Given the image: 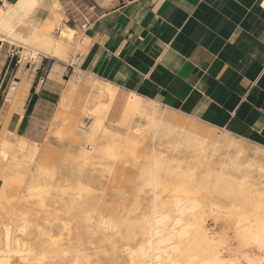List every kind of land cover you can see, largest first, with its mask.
I'll return each instance as SVG.
<instances>
[{"label": "rangeland", "instance_id": "1", "mask_svg": "<svg viewBox=\"0 0 264 264\" xmlns=\"http://www.w3.org/2000/svg\"><path fill=\"white\" fill-rule=\"evenodd\" d=\"M63 19L67 24L69 23L64 16ZM40 25L39 34L46 35L47 33L52 39L57 38L60 27L63 26L62 22L55 19L48 21L45 25ZM54 28H57L56 31ZM80 39V35L75 37V43H73L72 49H69L67 64L46 59L42 56H39L37 60H32L29 51L16 46L12 49L3 47L0 50V243L3 241V227L7 224L12 228V244L14 243L11 244L13 248L7 249L3 241L0 244V256H19L20 254L16 253L19 246L22 251L30 250L32 252L30 253L31 256H81L83 253L88 256H107V254L109 256H127L126 248L130 246L137 248L139 239H141L139 234L134 236L131 235L130 231L133 230V226L139 224L145 215L149 214L154 197L151 188H146L147 186L144 185L143 179L148 164L147 154L152 152V149L160 157L171 159L173 167H179L183 171H189L190 169L195 173L198 181L205 179L204 174H206L207 166L191 160V155H188L187 151L184 149L171 151L159 147L158 143L152 141L151 133H144L145 138L140 136L139 133L137 136L139 139L129 138V134L132 132L128 131L124 125L119 124L112 114L102 115L103 123L102 127L98 129L97 135L88 136L91 128L95 126L96 115L93 112H95L99 102L108 104V100L106 98H103L105 101L97 99V89H100L102 85V87H105L106 83L68 65L75 61L76 54L72 50L75 49ZM2 58H9L6 67L1 65ZM39 66L44 69L45 75L52 71L56 72L59 95L51 101L49 107H37V111L31 117L32 109L38 103H36V95H32L28 102L24 101L26 88L28 87L26 83L29 82L31 74H35ZM22 77H24L25 82L20 86H16L17 91L14 95H9V89L14 79L19 81L18 79ZM93 83H96V86ZM39 84H44V80L41 79ZM119 91L122 90L119 89ZM26 114L29 116L23 119ZM174 115L188 121L193 119L180 113ZM139 124L140 130L146 128L144 122ZM19 126H22L20 131H18ZM208 128L213 131L212 127L208 126ZM214 131L218 137L225 135V132L218 129L214 128ZM231 136L236 141H242L248 147L253 149L257 147L255 144ZM4 144L6 146L8 144L10 147L7 146V148ZM107 146H111L109 154L104 153V148ZM20 147L24 149L21 150ZM262 149L264 151V148ZM180 150L181 152H179ZM22 159L25 160H23L25 163ZM206 162L208 163L209 160ZM187 166L190 168L188 169ZM25 176H27L26 179ZM69 180H73V182L71 183ZM57 185L61 187V190L66 188L65 193L56 189L59 188ZM80 185H82L80 187L83 189L82 191L78 188ZM30 186H33V188H30ZM71 186H75V188ZM84 186L86 189H84ZM41 187L42 189L45 188L42 190ZM92 191H95V193H91ZM160 191L161 189H158L157 193L159 192L161 200L167 201L169 199L168 195L162 194V191ZM71 192L74 193L71 195ZM79 192H82L80 196H78ZM132 212L136 214L134 215ZM115 217L116 219H114ZM125 220L127 222L124 224ZM91 221L92 223H90ZM96 221H99L98 224ZM102 221H106L108 224L112 222L111 225L115 229H105ZM211 222L208 225L210 232L214 228L212 234L218 237L223 235L224 238L226 237L224 240L225 249H227L225 253L234 257L233 255L239 253L240 249L233 226L226 224L227 222L223 217L217 220L211 219ZM118 229L120 230L118 231ZM104 230L106 231L104 232ZM18 240L20 241L19 246L15 244ZM121 240L123 241L121 242ZM24 244L25 246H23ZM62 247L66 248L63 249ZM11 249L12 254L7 255L8 250ZM76 250H79V254ZM97 250L100 252H97ZM254 250V248L251 249V251Z\"/></svg>", "mask_w": 264, "mask_h": 264}, {"label": "crops", "instance_id": "2", "mask_svg": "<svg viewBox=\"0 0 264 264\" xmlns=\"http://www.w3.org/2000/svg\"><path fill=\"white\" fill-rule=\"evenodd\" d=\"M53 19L80 35V72L264 146V0H42L14 40L31 46ZM57 78L41 66L31 74V117L59 95Z\"/></svg>", "mask_w": 264, "mask_h": 264}, {"label": "bare ground", "instance_id": "3", "mask_svg": "<svg viewBox=\"0 0 264 264\" xmlns=\"http://www.w3.org/2000/svg\"><path fill=\"white\" fill-rule=\"evenodd\" d=\"M41 2L42 0H18V2L10 4L3 1V5L0 8V48H2L5 43H8L10 46H16L29 51V56L32 60H37L39 56H42L46 59L52 58L67 64L66 60L69 56V49H72V45L75 43L74 39L76 31L74 32L69 28L60 29L56 39H52L45 34H38L31 46L19 44L13 38L18 27L34 13ZM72 51L74 54H77L76 49H73ZM31 58L28 59L30 60ZM75 63L76 62L74 61L69 63V65L77 68ZM18 85L19 81L14 79L13 84L9 89V95H14L16 93V86ZM93 85L96 86V83H93ZM102 86H99L100 89H97V99L100 101L101 99L106 98L108 104L99 102L97 105L95 112H93V114L96 115L95 126H93L90 131L88 130L90 132H88V136H92L93 134L94 136L97 135L98 129L102 127V115L107 116L112 114L114 119L118 120L119 124L124 125L127 127L128 131L132 132L129 134V138L139 139L137 138L138 133L142 137L145 136L144 133H151L152 141L158 143L159 147H164L171 151L179 149L187 151V154L191 155V160L198 161V163L207 166L206 174H204L205 179L198 181L195 173L190 171V167L188 168V166L187 168L189 171H183L179 167H173L171 159L160 157L156 151H153L152 149V152L147 154L148 164L143 179L144 185L147 186L146 188H151L154 197L151 202L149 214L145 215L143 219L141 218L142 220L139 224L133 226V230L130 231L131 235L137 236V234H139L141 239H139L137 248L131 246L126 248L127 256H109L107 253V256H88L84 255V253L79 256V250H76L78 256H31L30 253L32 252H30V250L22 251V249L19 248L20 241L18 240L15 242V244L19 246L16 253L21 256H12V249L8 250L7 255L11 256H0V264H264V151L262 149L264 146L257 145L256 149L248 147L242 141H236V139L231 136L232 133L230 134L226 130L224 131V136L218 137L214 128L212 131L207 125L197 121V118L188 121L182 117H177L174 115L176 112L167 109V107L161 108L156 103L147 101L137 94L119 91V89L111 84H106L105 87ZM143 122L145 123L146 128L140 130L139 123ZM77 129L79 128L77 127ZM4 146L6 145L4 144ZM7 146L9 145L7 144ZM20 149L22 150L24 148L20 147ZM110 149L111 146H107L104 148V153L110 152ZM179 152H181V150ZM117 156H119V154H117ZM23 160L24 159H22V161ZM208 160L209 164L206 162ZM182 166L183 165L181 164V167ZM26 177L27 176L24 178L26 179ZM72 182L73 180L71 183ZM59 185H57V187H59ZM81 186L82 185L78 188L82 191L83 189L80 188ZM71 187L75 188V186ZM30 188H33V186H30ZM44 188L45 187H43V189ZM60 188L61 187L56 189H59L60 191ZM84 189H86L85 186ZM158 189H161L162 194L168 195L169 199H165L167 201L161 200V197L158 194L159 192L157 193ZM89 190L91 191V189ZM61 191H66V188ZM93 192L95 193V191H92L91 193ZM72 193L74 192H71V195ZM80 193L82 192H79L78 196H80ZM91 193L90 195H92ZM104 196L106 195L104 194ZM99 199L98 201H100ZM118 210L120 211V209ZM68 212L70 213V211ZM132 213L134 214V212ZM221 217L227 222L226 224H231L233 226L235 232V238L238 242L240 251L237 254L235 253V255H233L234 257L225 253L227 250L224 245L226 237L224 238V235L218 237L217 235L212 234L211 232L214 228L213 230L211 229L212 231L210 232L208 227V225L212 223L211 219L217 220ZM114 219H116V217ZM92 221L90 223H92ZM97 222L99 221H96V223ZM125 222L127 221L125 220L124 224ZM68 224L70 225V223ZM111 224L102 221V225L105 229H115ZM85 225L87 224L85 223ZM25 228L26 226L24 229ZM3 229L2 240L7 249L13 248V246L11 247L13 239L11 226L8 224L4 225ZM119 230L120 229H118V231ZM21 231L23 232V230ZM105 231L106 230H104V232ZM123 240H121V242ZM2 242L0 244H2ZM129 242L131 243V241ZM23 246H25V244ZM104 246L106 247V245ZM252 248L255 250L251 251ZM67 250L69 252L68 248ZM98 251L99 250H97V252Z\"/></svg>", "mask_w": 264, "mask_h": 264}]
</instances>
